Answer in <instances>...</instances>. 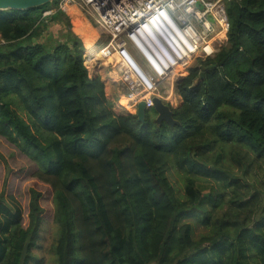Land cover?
Wrapping results in <instances>:
<instances>
[{
    "label": "trees",
    "instance_id": "16d2710c",
    "mask_svg": "<svg viewBox=\"0 0 264 264\" xmlns=\"http://www.w3.org/2000/svg\"><path fill=\"white\" fill-rule=\"evenodd\" d=\"M56 5L0 11V134L47 189H29L0 264H43L48 193L49 264H264V0H224L225 42L175 84L173 126L111 109Z\"/></svg>",
    "mask_w": 264,
    "mask_h": 264
},
{
    "label": "built area",
    "instance_id": "2783aa9c",
    "mask_svg": "<svg viewBox=\"0 0 264 264\" xmlns=\"http://www.w3.org/2000/svg\"><path fill=\"white\" fill-rule=\"evenodd\" d=\"M73 6L107 36L94 48L118 66L133 113L141 100L146 110L154 96L167 100L196 57L224 44L229 26L224 0H57L56 10Z\"/></svg>",
    "mask_w": 264,
    "mask_h": 264
},
{
    "label": "rangeland",
    "instance_id": "374dc122",
    "mask_svg": "<svg viewBox=\"0 0 264 264\" xmlns=\"http://www.w3.org/2000/svg\"><path fill=\"white\" fill-rule=\"evenodd\" d=\"M53 6L54 4L51 5L50 9H48V12L53 10ZM63 13L69 20L70 31L82 39L84 59L83 63L87 68L89 76L95 77L96 75L91 73V68L89 63L86 62L87 58L85 59L84 55L89 45L95 46L99 44L101 40H106L107 36L102 33L96 27L93 20L89 16L85 15L79 8L73 6ZM48 28L53 33L54 37L59 35L61 32V29H59V24L55 25L49 22ZM43 35H45L46 40H48V33L44 32ZM36 40L38 39H35L34 41ZM221 45H223V43H219V46ZM99 60L103 61L102 58ZM106 63L109 65L108 61H106ZM186 73L187 71L184 72L183 75H186ZM172 85L173 93H171L170 97L165 100V102L171 107H176L181 101L180 97L175 91V82ZM169 86L170 84L166 82L161 84L160 91H162L165 87L169 89ZM124 100L125 99L122 97V93L114 100H110L112 103L111 109L116 114L124 115L127 113H132V110H128L124 107ZM149 112L152 113V110ZM19 114L25 118L24 113L19 112ZM34 167V161L24 153V150L17 146V144L8 141L6 137L0 134V193L3 192V201L0 202V246L5 243L7 229L11 223H13L19 217L21 218L23 215L22 223L24 226L27 224L26 213L29 189L33 188L47 192L45 185L32 178L30 175V170ZM231 167L236 170L234 166ZM257 175L258 174H255V176ZM263 175L264 173H259V179H261ZM169 178L175 188V194H177L179 198H182L184 194V185L182 182L183 176L181 174L175 173V171H172ZM51 204V196L48 193V196H46L42 201V205L45 208V219L42 230L43 237L41 241H39L37 247L33 248L32 250L33 253H35L38 258L42 260L43 264H49V257L51 253L50 248L51 243L53 242L52 237L54 234V226L51 219Z\"/></svg>",
    "mask_w": 264,
    "mask_h": 264
},
{
    "label": "water",
    "instance_id": "95a60500",
    "mask_svg": "<svg viewBox=\"0 0 264 264\" xmlns=\"http://www.w3.org/2000/svg\"><path fill=\"white\" fill-rule=\"evenodd\" d=\"M55 0H0V11L4 10H16L27 11L33 8L41 7L47 3H53ZM199 6V4H197ZM215 65H211L214 67ZM202 76V74H201ZM179 79L175 82H178ZM152 109L156 112L155 122L157 124L166 122L170 126L177 124L178 122L172 116V110L170 106L160 97L154 96L152 98ZM147 110L145 109V102L139 101L136 105L135 115L138 121L143 122ZM27 243L23 245L20 258L23 259L27 250Z\"/></svg>",
    "mask_w": 264,
    "mask_h": 264
},
{
    "label": "crops",
    "instance_id": "0c3cea01",
    "mask_svg": "<svg viewBox=\"0 0 264 264\" xmlns=\"http://www.w3.org/2000/svg\"><path fill=\"white\" fill-rule=\"evenodd\" d=\"M102 41L103 40H101L100 42ZM95 48L94 46L89 45L84 55L85 59L87 58L86 62L89 63V66L91 68V73L96 76L99 75L100 79L104 83L105 96L109 100H114L119 95H121V93L122 97L125 98L126 90L123 83L121 82L118 66L112 59H107L98 55ZM101 58L103 61L99 60ZM106 61H108L109 65L106 63Z\"/></svg>",
    "mask_w": 264,
    "mask_h": 264
},
{
    "label": "bare ground",
    "instance_id": "6f19581e",
    "mask_svg": "<svg viewBox=\"0 0 264 264\" xmlns=\"http://www.w3.org/2000/svg\"><path fill=\"white\" fill-rule=\"evenodd\" d=\"M90 52V51H89ZM98 54V53H97ZM99 55V54H98ZM124 101H126V100H124ZM120 103H122V102H120ZM125 103V102H124Z\"/></svg>",
    "mask_w": 264,
    "mask_h": 264
},
{
    "label": "clouds",
    "instance_id": "9594fccd",
    "mask_svg": "<svg viewBox=\"0 0 264 264\" xmlns=\"http://www.w3.org/2000/svg\"><path fill=\"white\" fill-rule=\"evenodd\" d=\"M165 101V100H164Z\"/></svg>",
    "mask_w": 264,
    "mask_h": 264
}]
</instances>
